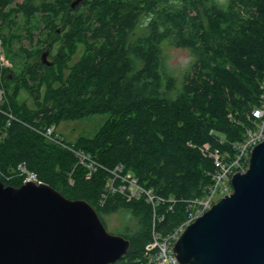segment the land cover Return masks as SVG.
I'll return each mask as SVG.
<instances>
[{
    "label": "trees",
    "instance_id": "trees-1",
    "mask_svg": "<svg viewBox=\"0 0 264 264\" xmlns=\"http://www.w3.org/2000/svg\"><path fill=\"white\" fill-rule=\"evenodd\" d=\"M73 1L0 0V56L14 68L0 57V181L20 187L34 173L87 201L104 225V215L128 212L138 227L119 232L131 245L114 264H148L153 232L166 237L188 219L186 202L207 195L213 154L233 158L257 127L264 0H84L75 9ZM166 48L191 52L181 74ZM96 115L109 117L92 137L63 146L46 136ZM128 175L155 202L132 197L120 180Z\"/></svg>",
    "mask_w": 264,
    "mask_h": 264
},
{
    "label": "water",
    "instance_id": "water-1",
    "mask_svg": "<svg viewBox=\"0 0 264 264\" xmlns=\"http://www.w3.org/2000/svg\"><path fill=\"white\" fill-rule=\"evenodd\" d=\"M48 54L41 62L49 67ZM251 149L246 171L232 175V192L176 241L180 264H264V141ZM130 245L108 232L85 200L68 199L44 183L0 181V264H114Z\"/></svg>",
    "mask_w": 264,
    "mask_h": 264
},
{
    "label": "built area",
    "instance_id": "built-area-1",
    "mask_svg": "<svg viewBox=\"0 0 264 264\" xmlns=\"http://www.w3.org/2000/svg\"><path fill=\"white\" fill-rule=\"evenodd\" d=\"M253 111L254 116L257 119H260V124L256 127L255 130H250L248 132L245 141L240 144L237 149H235L237 150L235 156L231 158V156L229 157L226 154H219V152L217 151L213 154L216 171L215 174L212 175L213 184L210 188H208L209 190L207 195L205 196L206 198H198L192 200V202L187 201L186 203H188L189 205L188 219L177 228H174V230L166 237H160L158 233H156L155 231L153 232V240L151 242H148V244L145 246L148 264H180L175 254H173V249L176 241L179 240L181 234L185 231V227L193 223L216 203L217 200H210V197H213L214 194L217 193L221 185L227 184V190L222 191L221 194L228 195L232 192V175L237 172L246 171L250 152L252 150L251 148L264 141V104L261 108L255 109ZM53 128L54 127L47 131L46 136L49 139L53 140L55 143L65 146L64 144H61V141H58V136L53 134ZM82 159L86 160V157L82 156ZM91 164L92 165L90 166V169L94 171L96 169L93 165L94 162ZM120 180L130 183V191L132 192V197H139L144 193L147 195V198L150 202H155V195L151 191H145L143 187L137 184V180L133 179L130 175L127 178H123ZM26 182L41 183L34 173L29 172L27 173V176L25 178V183ZM124 188L125 186L122 187L123 191ZM229 188H231V190H229ZM195 205H197L198 207L196 211Z\"/></svg>",
    "mask_w": 264,
    "mask_h": 264
},
{
    "label": "rangeland",
    "instance_id": "rangeland-1",
    "mask_svg": "<svg viewBox=\"0 0 264 264\" xmlns=\"http://www.w3.org/2000/svg\"><path fill=\"white\" fill-rule=\"evenodd\" d=\"M23 43L27 45V43L25 42ZM56 50H57V46H55L53 53L56 52ZM167 50H169L167 63H169L171 69L174 70V74L176 75L181 74L188 67L190 61H192L191 52L187 49H179V48L176 49L170 48ZM80 53H82V48H80V52L77 53L75 60H77L80 57L81 55ZM0 57H1V67H8L10 69L13 68V63L7 60L3 54ZM19 100L21 103L22 102L27 103L29 107L34 106L33 99L25 91L21 92ZM108 117L109 115H102V116L96 115L76 121H64L59 126H55L52 131L53 134L58 136V141H61L62 142L61 144L65 145L66 142L72 144L79 137L94 136L95 133L98 131V129L108 119ZM258 121L260 122V119H258ZM259 122H257L258 123L257 126L260 124ZM93 165L94 167H97V164L94 163ZM226 187L227 184L221 185L217 193L214 194L213 197H210V200L219 201L222 197H224L225 195L221 194V192L227 190ZM229 190H231V188H229ZM190 202H192V200H190ZM197 208H198L197 205H195V211ZM102 219L105 221L107 231L115 235H119V232L120 233L125 232L127 228L130 229L132 233L138 227L137 219L133 218L131 214H129L126 211H119L117 213H113L110 215H104Z\"/></svg>",
    "mask_w": 264,
    "mask_h": 264
},
{
    "label": "flooded vegetation",
    "instance_id": "flooded-vegetation-1",
    "mask_svg": "<svg viewBox=\"0 0 264 264\" xmlns=\"http://www.w3.org/2000/svg\"><path fill=\"white\" fill-rule=\"evenodd\" d=\"M24 0H14L13 4L16 5L18 3H22ZM48 61L51 63L50 55H48Z\"/></svg>",
    "mask_w": 264,
    "mask_h": 264
}]
</instances>
